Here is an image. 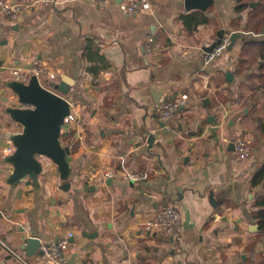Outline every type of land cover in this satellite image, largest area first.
Returning <instances> with one entry per match:
<instances>
[{"label":"crops","instance_id":"0c3cea01","mask_svg":"<svg viewBox=\"0 0 264 264\" xmlns=\"http://www.w3.org/2000/svg\"><path fill=\"white\" fill-rule=\"evenodd\" d=\"M1 1L28 7L15 20L0 12V237L20 252L29 238L39 250L67 239L66 264H264V237L252 229L264 136L243 122L264 100V62L242 57L246 44L264 41L249 23L264 9L215 0L206 12L185 11L182 0H153L126 15L119 6L131 0ZM220 30L240 38L206 63ZM16 67H40L42 86L68 91L79 122L60 138L72 158L67 182L41 158L37 189L28 178L6 183V135L22 129L5 114L19 106L4 86ZM182 95L166 123L149 110ZM239 138L252 141L241 160L229 149ZM109 169L142 176L91 183ZM165 207L181 216L177 236L143 229ZM40 256L26 260L48 264ZM0 264L19 263L0 251Z\"/></svg>","mask_w":264,"mask_h":264},{"label":"water","instance_id":"95a60500","mask_svg":"<svg viewBox=\"0 0 264 264\" xmlns=\"http://www.w3.org/2000/svg\"><path fill=\"white\" fill-rule=\"evenodd\" d=\"M215 3V0H182L181 5L185 11L206 12ZM259 4L260 2L250 3L249 7L255 8ZM223 36L224 30H220L217 39L206 52L212 51ZM238 38L239 34L230 35L227 50L232 49ZM230 76L228 72L227 78ZM62 85H52V89L45 88L36 76H31L27 82L11 79L4 83V86L16 96L19 105L6 107L5 114L22 128L18 133L6 135L14 149L3 158V162L12 168L11 174L6 178L8 185L17 186L28 178L37 189L38 178L44 167L41 158L49 160L57 167L62 181L67 182L71 178L73 165L70 150L63 146L60 140L64 119L70 113L69 102L63 96L68 91ZM233 147L234 145L230 144L229 149L232 150ZM252 229L257 231V225H253ZM39 249L40 241L36 238H29L23 247L27 257L36 253L42 255L43 251Z\"/></svg>","mask_w":264,"mask_h":264},{"label":"built area","instance_id":"2783aa9c","mask_svg":"<svg viewBox=\"0 0 264 264\" xmlns=\"http://www.w3.org/2000/svg\"><path fill=\"white\" fill-rule=\"evenodd\" d=\"M153 0H131L130 2L120 4L121 12L126 15H136L142 10L148 8ZM26 5L14 4L9 5L5 1L0 0V12L6 14L12 19H16L25 9ZM229 38L224 37L217 44L212 51L205 53V62H212L220 57L229 45ZM43 73L40 67H16L10 71V77L13 80L27 82L31 76L39 78ZM188 97L182 95L171 101L158 102L151 106L150 112L157 117L160 122L166 123L171 116L183 105H185ZM70 113L64 119V125L74 126L79 122V117L73 112L72 105L69 103ZM13 147L7 150L8 153L13 152ZM251 150V142L246 138H239L234 143V154L238 160L244 159ZM121 177L128 182L138 181L142 174L137 172H123L118 174L117 171L109 169L99 171L97 174L90 177V181L94 186H102L108 180ZM181 228V216L179 212L173 207H165L157 210L153 217L143 224V229L149 232H162L169 236H177ZM70 233L68 237H72ZM68 240L64 239L57 242H52L48 246L43 247V254L39 257L40 260L48 264H66L63 255L67 248ZM0 251L7 254L9 258L15 260L19 264H29L26 260L24 252L17 251L9 246L5 240L0 237Z\"/></svg>","mask_w":264,"mask_h":264},{"label":"trees","instance_id":"16d2710c","mask_svg":"<svg viewBox=\"0 0 264 264\" xmlns=\"http://www.w3.org/2000/svg\"><path fill=\"white\" fill-rule=\"evenodd\" d=\"M260 2V7L264 9V0H234L237 5L236 11L242 12L249 8L250 3ZM251 31L254 33H259L264 31V13L255 16L251 19ZM242 57L249 60L250 64H256L259 60L264 62V41L261 42H250L242 48ZM264 66V65H263ZM264 67L261 68L263 70ZM264 82V73L262 77ZM252 186L258 187L259 191L256 194L253 208L254 213L252 214V219L257 223L259 231L264 237V163L258 168L257 172L254 174L252 179Z\"/></svg>","mask_w":264,"mask_h":264},{"label":"rangeland","instance_id":"374dc122","mask_svg":"<svg viewBox=\"0 0 264 264\" xmlns=\"http://www.w3.org/2000/svg\"><path fill=\"white\" fill-rule=\"evenodd\" d=\"M257 2H254V3H257ZM259 7H260L259 5H256L255 8L249 7L247 9H251V10H255V9L257 10L258 9V10H260ZM245 22H247V19ZM249 23H251V20H249ZM245 25H247V24L245 23ZM250 27H251V25H250ZM242 39L244 41V40H248L249 38L243 37ZM40 79L42 80V77ZM244 117H245L243 120L244 123H247L249 125L252 124L253 131H255L254 128L258 125L260 127V134L264 136V100L259 102V105H257L253 111L250 110V112L244 113ZM251 144H252V141H251Z\"/></svg>","mask_w":264,"mask_h":264}]
</instances>
